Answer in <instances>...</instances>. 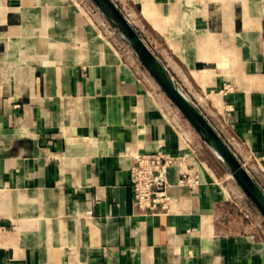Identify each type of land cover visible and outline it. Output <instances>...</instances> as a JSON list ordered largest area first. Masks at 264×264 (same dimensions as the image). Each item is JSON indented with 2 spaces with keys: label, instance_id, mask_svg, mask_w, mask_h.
I'll use <instances>...</instances> for the list:
<instances>
[{
  "label": "crops",
  "instance_id": "1",
  "mask_svg": "<svg viewBox=\"0 0 264 264\" xmlns=\"http://www.w3.org/2000/svg\"><path fill=\"white\" fill-rule=\"evenodd\" d=\"M114 2L264 191V0ZM122 45L90 0H0V264H264L263 217Z\"/></svg>",
  "mask_w": 264,
  "mask_h": 264
},
{
  "label": "water",
  "instance_id": "2",
  "mask_svg": "<svg viewBox=\"0 0 264 264\" xmlns=\"http://www.w3.org/2000/svg\"><path fill=\"white\" fill-rule=\"evenodd\" d=\"M264 219V191L114 0H90Z\"/></svg>",
  "mask_w": 264,
  "mask_h": 264
},
{
  "label": "built area",
  "instance_id": "3",
  "mask_svg": "<svg viewBox=\"0 0 264 264\" xmlns=\"http://www.w3.org/2000/svg\"><path fill=\"white\" fill-rule=\"evenodd\" d=\"M109 27H111L110 24ZM176 160L175 156L161 150L138 152L133 155L129 169L130 186L134 204L138 210L145 214H153L158 208H167L169 196L166 174ZM180 182L190 184V179L183 174Z\"/></svg>",
  "mask_w": 264,
  "mask_h": 264
},
{
  "label": "rangeland",
  "instance_id": "4",
  "mask_svg": "<svg viewBox=\"0 0 264 264\" xmlns=\"http://www.w3.org/2000/svg\"><path fill=\"white\" fill-rule=\"evenodd\" d=\"M112 27H109V23L107 24V30H108V33L112 36V37H114L115 36V38H116V36H118L117 34H116V32L115 31H112ZM123 46V45H122ZM125 46H123V48H124ZM126 48L127 47H125L124 49L126 50ZM184 119V118H183ZM185 120V119H184ZM185 122H186V120H185ZM186 124H187V126H188V128H191L190 126H189V124L186 122ZM208 150V152H210V153H206V151L204 150V152H203V156L204 157H206V159H209L210 158V160H212V164H215L216 166H217V168H218V170H219V172L220 173H222L223 175H225L229 180H231V181H233V179L231 178V176L228 174V172L224 169V167L221 165V163L218 161V159L216 158V156L209 150V149H207ZM234 182V181H233ZM234 186H236L238 189H239V187L237 186V184L234 182Z\"/></svg>",
  "mask_w": 264,
  "mask_h": 264
}]
</instances>
